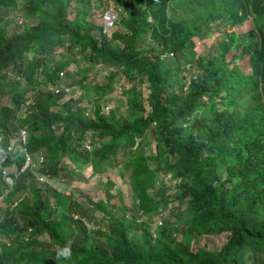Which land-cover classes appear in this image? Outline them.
<instances>
[{
  "label": "trees",
  "instance_id": "16d2710c",
  "mask_svg": "<svg viewBox=\"0 0 264 264\" xmlns=\"http://www.w3.org/2000/svg\"><path fill=\"white\" fill-rule=\"evenodd\" d=\"M109 1L117 14L105 27L87 18L92 0H0V264H264V25L234 29L262 16L264 0ZM11 8L33 21L7 32ZM99 64L104 84L92 82ZM42 71L51 85L64 72L66 87L90 88V113L41 86ZM119 75L130 84L125 106L110 107ZM20 128L26 142L9 148ZM148 130L154 151L134 153ZM38 150L46 178L66 155L101 167L121 153L137 220L108 192L82 195L106 220L88 227L74 201L21 170ZM3 169L14 171L11 185ZM171 200L182 203L156 224ZM221 233L220 246L193 247L196 235Z\"/></svg>",
  "mask_w": 264,
  "mask_h": 264
},
{
  "label": "rangeland",
  "instance_id": "374dc122",
  "mask_svg": "<svg viewBox=\"0 0 264 264\" xmlns=\"http://www.w3.org/2000/svg\"><path fill=\"white\" fill-rule=\"evenodd\" d=\"M92 8L90 13L87 15V18L92 19L96 23H101L104 25L105 20V12L110 9V11L115 12L113 8L114 4L109 0H92ZM74 6H81L80 3L72 2ZM119 12L122 9L117 8ZM74 10L69 8V15L72 16ZM106 14H108L106 12ZM251 19H256L258 23L264 25V14L260 17H251L248 18L245 22L241 25L234 26V29L238 32L246 30L252 23ZM21 20V22H20ZM33 21L31 17H27L24 12L18 8H11L6 15L5 20L3 21V25L7 28V32H11L15 27L16 23H24ZM222 33L215 32L212 37L207 38L203 41L197 42V51L201 52L205 46H209L212 41L218 38ZM65 51L61 47L56 50V55L54 58L59 56H64ZM245 61V60H244ZM51 63V62H49ZM243 63V61H242ZM76 67L75 63H71L69 66V71H73ZM96 69V70H95ZM93 71V81L94 83L104 84L107 82L106 78V69L102 65H97ZM66 73L63 72V76L60 81L57 82V85L60 87H64V82L66 79H69V76L72 73H68L69 76L64 75ZM40 79L42 85L45 89L53 87L51 83L45 80V72L42 71L40 73ZM45 80V81H44ZM44 81V82H43ZM125 83V84H123ZM124 85V86H123ZM130 86L129 82H125V79L122 75H119L114 83V89L109 94L111 97V101L107 106H125V96L123 95L122 88ZM89 89V90H88ZM7 91V90H6ZM90 92V88L88 87H81V86H73L69 88L66 93L72 95L75 100H80L81 103H84L88 108L87 112L90 113L92 102L86 101L87 92ZM143 91L146 93L147 89L143 88ZM3 95V94H2ZM5 102H9L7 98ZM104 104V111L106 112V107ZM14 138V137H13ZM154 139L153 136L148 130L146 134L136 142L134 149V153H140L145 150L154 151ZM87 147V145L85 146ZM121 152V150L119 151ZM36 155V154H35ZM80 158V159H79ZM60 161L63 164V170L60 172L59 175L55 177L46 178L42 175L39 170L33 168L32 170L33 177L36 179L37 185H40L42 181H47L48 185H51L54 188H57L62 196L61 202L66 203L70 198L74 201V206L76 210L74 211L76 216L83 217L85 222L87 223L88 227H93L96 223H99L102 227L106 226V220L102 219L101 213L98 210H95L84 198L82 195H89L92 198L96 199L98 197H105V193L108 192L112 195L111 201L117 206L118 212H126L128 216H132L134 220H137V216L139 214L138 209L136 208V202L133 200L130 187H129V173L130 167L129 164L121 159V153L117 156L116 160L112 162L113 164L109 165L104 163L101 167H96L95 163L88 162L84 163L81 161V157L66 155L60 158ZM41 176L42 178H39ZM23 193H28V190H24ZM69 195V197L67 196ZM170 195L168 198H171ZM52 201V200H51ZM178 203H182L180 201H173L171 200L167 205L164 206V216L162 219L168 217L175 207L179 205ZM156 220V214L154 216ZM41 239H46L47 235L43 234L40 236ZM225 240V233L217 234V235H196L193 247L196 246H206L208 248H215L220 246L223 241Z\"/></svg>",
  "mask_w": 264,
  "mask_h": 264
},
{
  "label": "built area",
  "instance_id": "2783aa9c",
  "mask_svg": "<svg viewBox=\"0 0 264 264\" xmlns=\"http://www.w3.org/2000/svg\"><path fill=\"white\" fill-rule=\"evenodd\" d=\"M106 12L108 14H106ZM104 14L105 16V20H104V26L107 27L109 25H111L112 21L114 20L115 16H116V12H112L110 10H107ZM61 74H63L61 72ZM189 80V79H188ZM69 88L71 87H66L64 85V87H60L59 85H54L53 86V90L57 93L61 92V91H68ZM106 112H108V108L106 107ZM26 138H27V131L25 128H20V130L18 131L17 135L11 139L10 141V145L8 146L9 148H11L15 143H21L24 144L26 142ZM87 147H89L88 144H86ZM36 154V155H35ZM42 152L41 150H38L37 152H34L32 155L29 154L28 152H25V161L23 166L21 167V169H24L25 167H30V168H36L38 166L41 165L42 162ZM15 174H17V172H15ZM42 174V173H41ZM5 175V180L7 181V183L9 185L12 184V177L10 174H8L7 172H4ZM44 175V173L42 174ZM161 176H165V177H169L170 174L169 173H161ZM46 177V175L43 176V178ZM39 178H42L41 176H39ZM160 182V180L157 181V184ZM3 193H0V201L3 198ZM164 216V207H159L156 211V224H161L163 222L162 217Z\"/></svg>",
  "mask_w": 264,
  "mask_h": 264
},
{
  "label": "clouds",
  "instance_id": "9594fccd",
  "mask_svg": "<svg viewBox=\"0 0 264 264\" xmlns=\"http://www.w3.org/2000/svg\"><path fill=\"white\" fill-rule=\"evenodd\" d=\"M23 166V165H22ZM21 170H23V169H21ZM4 172H7L8 174H10L11 172H14V171H11V170H7V169H3L2 170V173H3V175H4ZM11 175V174H10ZM4 178H5V175H4ZM7 182V181H6ZM8 184V183H7ZM9 185V184H8ZM4 194V193H3ZM67 253V250H65V254Z\"/></svg>",
  "mask_w": 264,
  "mask_h": 264
}]
</instances>
